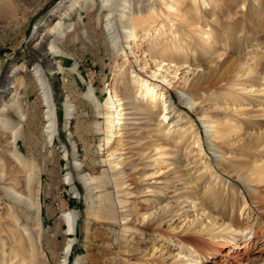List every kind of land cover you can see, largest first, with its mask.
<instances>
[{
  "label": "rangeland",
  "instance_id": "obj_1",
  "mask_svg": "<svg viewBox=\"0 0 264 264\" xmlns=\"http://www.w3.org/2000/svg\"><path fill=\"white\" fill-rule=\"evenodd\" d=\"M10 1L11 11L0 10V63L5 72L20 63L29 69L18 149L26 157L27 169L33 162L40 170V232L36 230L30 241L24 236L20 252L12 259L6 257L5 264H62L70 242L66 264H264V181L249 175L254 159L264 166V18L254 42L246 33L235 35V28L247 21L231 12L219 14L218 6L226 8L221 0L217 7L199 0L200 6L193 10L180 3L170 8L166 3L173 0H155L156 13L169 19L172 29H155L160 20L156 17L145 22L137 42L124 38L117 28L114 45L105 25L107 10L99 14L100 0L93 9L70 11L73 30L59 40L54 66L42 64L57 117L50 140L46 106L34 72L35 40L29 36L34 25L40 33L54 11L65 9L67 0ZM259 4L264 15V2ZM23 16L26 19L12 31L15 18ZM220 20L227 24L223 32L217 29ZM175 27L185 31L175 38L180 35L189 47L182 61L169 58L168 50L163 56L158 45H170L174 38L170 29ZM210 28L215 53L207 61L198 50L208 39L202 32ZM151 33L154 46L149 52L152 44L147 45L143 36ZM231 37L240 43L238 54L233 55L235 50L228 45L234 43ZM123 59L129 92L137 104L168 94L181 115L154 133L136 117H161V108L153 112L140 108L142 115H133L126 130L122 125L121 136L106 144L103 104L111 85L121 84L114 72ZM206 61L214 74L194 85ZM139 85L154 95L142 99L140 88L136 92ZM88 88L96 101L87 97ZM120 91L117 88L118 97ZM67 102L72 105L69 114ZM3 115L19 120L10 110ZM222 128L225 134L216 132ZM108 158L120 161L123 175L114 176ZM81 174L94 179L87 184ZM68 175L72 181L66 179ZM14 207L27 227H36L33 211ZM69 210L77 212L70 234L65 222ZM1 218L16 233L22 228L16 227L8 211ZM124 225L130 227L128 232ZM236 227L247 228L241 233L233 230ZM3 255L0 249V259Z\"/></svg>",
  "mask_w": 264,
  "mask_h": 264
},
{
  "label": "bare ground",
  "instance_id": "obj_2",
  "mask_svg": "<svg viewBox=\"0 0 264 264\" xmlns=\"http://www.w3.org/2000/svg\"><path fill=\"white\" fill-rule=\"evenodd\" d=\"M100 8L99 14L103 10H107L106 12V28L107 30L111 31V38L113 44L118 43L119 32L117 28H121L122 36L126 39H131L134 42L139 40V30L145 27V22H151L150 20L154 18H159L160 20L156 22L155 29L163 30L164 27L168 26V28L172 29V24H170V20L166 17H161L158 13H156L155 7V0H100ZM174 3H166L167 6L170 8L173 7L174 4L180 3L185 10L197 9L201 4L209 5H218L219 0H173ZM225 9H221L218 6L220 12L219 14L223 15L225 13L231 12L234 17L240 18L241 22L246 19V23H240L238 28L234 33H246V37L254 42L258 41V34L261 31L259 26L261 20L264 18L263 13H260V0H221ZM264 0H262V3ZM96 0H67V5L65 9H59L56 12V15L45 22L44 27L41 29L40 33L36 34V25H34L30 32V39L35 40V44L31 47L32 53L36 56L37 62L34 68V72L36 75L37 84L40 86V92L42 93V98L45 108V118H46V130L49 135V139L51 140L57 130V117L55 111V103L53 99L52 89L50 87L49 81L45 76V66L51 69L54 66V62L52 61V56L54 54L59 53V49L57 44L59 40L65 34V31L69 32L73 30V26L71 23V14L70 11H75L82 8H90L93 9ZM11 1H4L2 0V5L0 10H6V12L11 11L12 7ZM179 6V5H178ZM247 8V11L245 9ZM2 8V9H1ZM259 10H258V9ZM262 10V9H261ZM246 11V12H245ZM244 12L246 14H244ZM0 13H2L0 11ZM208 13V12H207ZM3 14V13H2ZM99 14H97V20L99 19ZM213 15V14H212ZM240 16V17H239ZM245 17V18H244ZM26 19L25 16L15 18L12 31H14L20 24ZM217 29H220L222 32L224 31L225 27L227 26L226 23L221 22V20L217 23ZM208 25V24H206ZM170 29V33L174 35L173 40L169 43L170 45L166 47L164 43H158L160 47V54L164 53L168 50L169 58H178L187 59L188 53L187 50L189 47H185L183 45V40L181 39L180 35L179 38L176 39V34L180 33L181 36H184L182 33L185 32L183 29L179 27H175V31ZM118 32V33H117ZM202 33L207 34L208 39L204 41L201 45V53L204 54V58L208 61L209 58L215 53L213 48L215 47V41L213 39L214 34L211 35V28L209 31L204 30ZM240 33V34H241ZM153 34H148L143 36V39L146 41V44L151 43L150 39L153 37ZM232 38L235 40V38ZM158 39V38H157ZM239 40V38H238ZM238 42V43H237ZM166 43V42H165ZM185 43V42H184ZM152 44V43H151ZM157 44V43H156ZM155 44V46H156ZM39 45L38 49L35 47ZM189 45V44H187ZM230 49L235 50L232 53L238 54L240 49L239 41H235L234 43L228 44ZM153 44L148 45L147 50L149 52L153 51ZM204 46V48H203ZM28 47V46H27ZM191 47V46H190ZM188 48V49H187ZM199 48V46L197 47ZM203 48V51H202ZM190 51V50H189ZM159 53V52H158ZM157 53V54H158ZM153 54V53H152ZM167 54V52H166ZM159 55V54H158ZM163 55V54H162ZM165 55V54H164ZM163 55V56H164ZM166 58V57H165ZM168 58V57H167ZM162 60V59H161ZM172 61V59H171ZM182 61V60H181ZM207 61L202 63L203 69L201 72H198L196 75V80L194 85H198L202 78H208L212 76L213 69L207 66ZM126 59H123L121 63H118L117 69H115L116 77H121V84L119 86L116 85L114 82L113 85L108 90V97L104 102V110L105 116L108 122L107 125V136H105V143L108 144L111 141L113 136H121L118 133L123 125L131 124L128 121L132 120V116L142 115L139 111L141 108L143 111H152L158 106L161 108L162 115L161 117H154L153 118L149 115L143 116L142 118L136 117L139 120L145 121V125L150 127L152 132H159L162 129L164 130L166 126L173 121H176L180 118L181 112L178 107H176L168 94L165 96L162 95L161 99L156 101L150 100L147 104L142 99H146L147 97H152L154 94L151 89L144 86V89H141L140 85L138 86L136 92H138L144 103L137 104L133 94L129 92L130 87V80L129 77L126 75V67H125ZM184 62V61H183ZM42 64L45 66L42 67ZM29 69L25 66V64L20 63L13 66L11 71L5 72L1 68L0 63V249H2L3 257L0 259L1 264H5L6 257H16L17 253L20 252L19 250L21 247L22 238L26 240H32L35 236L36 230L40 232V170L38 166L31 162L30 168H26V157L20 152L18 149V141L22 134V124L20 120H22L24 115V98L28 92V88L30 86L29 76H28ZM132 76V75H131ZM117 88L121 89L120 95L118 97ZM135 92V93H136ZM87 97L93 101L95 100L93 91L91 88L87 90ZM147 100V99H146ZM139 102V101H138ZM141 102V101H140ZM70 105L68 102L64 104L66 114H69ZM7 110L13 111L17 114L18 119L14 121L8 117H5L3 114L7 112ZM145 114V113H143ZM147 114V113H146ZM159 115V114H158ZM192 126V125H190ZM118 127L119 129L115 128ZM154 127V128H153ZM115 130V131H114ZM126 130V129H125ZM168 130V129H166ZM225 128L222 130H216V132L221 133L222 135L225 134ZM124 131L122 136L124 135ZM112 169L114 176L123 175L124 172L120 169L121 163L120 161H115V159H107ZM259 159H254L253 165L250 167V174L253 179L257 182L264 181V166H259L258 164ZM73 162V161H72ZM71 162V163H72ZM14 165V168H12ZM72 166V165H71ZM78 163L75 160L74 167H77ZM80 166V165H79ZM23 174H22V173ZM21 177H20V175ZM82 175V174H81ZM83 180L88 184L90 181L94 179L91 175H82ZM66 179L72 181V176L68 175ZM123 182V181H122ZM120 182L119 184H122ZM117 184V185H119ZM118 202L122 203V199L118 197ZM14 204L21 205L23 208L29 209L33 211L32 217L35 222L36 227L29 228L27 227L22 220L20 219L19 214L17 213ZM4 211H8L10 215L13 217L15 221L16 227L19 224L22 225V228L18 227L19 230L16 233L10 226L6 223H3L2 218ZM6 214V213H5ZM127 215H123L121 218L126 224ZM77 219V212L69 210L65 214V222L67 224L66 232L68 234L73 233L75 230V224ZM231 223V222H230ZM20 226V225H19ZM124 232H128L130 227L128 225H124ZM247 227L241 228L236 227L233 230L244 233ZM258 229V228H257ZM253 233V232H252ZM256 235V233H254ZM32 238V239H31ZM71 242L65 247L64 257L62 259V264H66L67 255L70 250ZM7 246V248H5ZM19 249V250H18ZM205 261L208 259V256H203ZM10 258V259H12ZM34 262V261H33ZM33 262L31 264H33ZM198 262V260H195ZM46 264V263H45ZM184 264H191L184 263Z\"/></svg>",
  "mask_w": 264,
  "mask_h": 264
}]
</instances>
